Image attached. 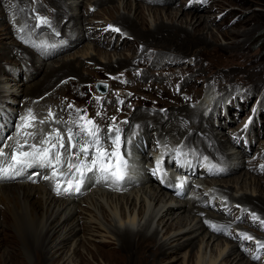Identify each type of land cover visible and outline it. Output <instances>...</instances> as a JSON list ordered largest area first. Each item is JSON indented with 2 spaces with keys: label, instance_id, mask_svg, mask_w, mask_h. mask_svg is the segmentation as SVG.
Masks as SVG:
<instances>
[{
  "label": "bare ground",
  "instance_id": "bare-ground-1",
  "mask_svg": "<svg viewBox=\"0 0 264 264\" xmlns=\"http://www.w3.org/2000/svg\"><path fill=\"white\" fill-rule=\"evenodd\" d=\"M172 1L174 0H91L87 11L82 12L80 5L83 4V0H70V2L68 0H0L2 18L7 19L6 13H8L2 6L10 4L13 6L12 10L17 9V21L14 17L13 20L18 30L16 31L14 29L16 26L10 24L9 31L4 33V39L11 38V33L15 32L13 39H19L27 44L26 47L20 41L18 44L4 43L5 48L0 53V76L7 73H14L13 75L16 76L17 73L12 72L9 67L11 63L34 74L43 72L42 77L30 85H26L20 77L15 79V84H8L0 79V101H10L12 96H21L22 100L18 102L21 104L20 109L30 108L36 117L35 127L29 129L36 135L34 139H29L28 143L39 145L45 134L58 129L65 134L67 149V128L71 127L74 132L77 131L70 116L73 107H68L71 105L69 98L76 96L78 92H84L83 94L86 95L85 89L90 86L94 78L107 77V73L114 77L121 75L124 84L115 85L121 93L116 95L111 91L108 92V89L105 90L106 97L112 98L110 100L112 103L123 101L120 114L112 110L107 112V108L102 111L105 118L113 116L116 119L114 124L119 127L121 137L119 152L128 165L126 167L129 173L133 174V176L123 174V179L119 180L121 183L112 178L116 183L110 184L101 176L98 178L97 175L89 172L83 178L89 184L81 185L79 192L73 190L71 193H64L65 186H61V194L57 195L54 190L57 183L54 182L55 180H62L64 181L62 183L67 185L68 180L75 178V174H70L67 166L69 153L64 151L65 163L60 169L64 174L63 178H53L51 168L33 165L36 171H32L31 175H37V172H41V178L44 174L51 175V183H45L48 187H42L33 180H20L30 178L26 177L27 169L15 179L0 180V247L3 245L13 247L21 243L27 254L35 256L36 264H69L67 261L69 258L76 259L78 264H100L99 258L104 264H158L163 256L180 251H183V254L180 252L182 255L173 259L177 262L178 257H181L182 261L179 264H253L247 260L248 258L245 259L244 251L238 249L242 246L240 243H234L232 237L238 231L235 229H239V234L249 231L258 238L259 242L264 243V232L251 227L262 226L261 222L264 221V164L258 166L252 163L253 161L246 163L244 157L236 158L232 152L226 151L230 147L231 140L238 142L236 135L233 139L229 134L228 137H222L218 132L230 123L229 120L223 122L218 119L212 122L209 118H205L203 106L200 105L202 102L194 108L187 106L190 101L201 98V94L198 90H192L193 84L185 82L186 77L196 76L202 72L208 81L217 79L223 81L226 78L223 77V73H219L222 77L215 75L218 71L221 72V66L218 65L220 62L217 65L211 63L219 47L207 51L217 43L216 34L212 29L215 21L212 20L211 15H204L201 11L212 10L213 5L205 4L208 0H194L199 4L195 3L193 7L190 6L191 8L188 6L183 8L176 3L172 4ZM71 3H76L75 15L70 13ZM90 5H93L92 8ZM30 8L40 11L38 18L47 22L42 23L40 19H35V16L32 18L28 12ZM103 15L107 16L105 20H101ZM63 18H67L66 23H63ZM95 32L101 33L100 36H104V32L110 38L120 39L121 43L132 39L139 53L137 56L133 52L125 53L120 49L122 44L118 47L115 44L103 46L101 42L92 39L91 36H94ZM223 33L225 38L231 37ZM83 40L88 42L79 45ZM195 44L199 47V53L195 55L194 66L186 71L166 67L167 62H174L172 57L177 56L182 60L189 53H194L192 51L196 48ZM231 44H234L232 47L236 49L242 47L237 42ZM210 45L213 46L207 49ZM221 49L228 50L227 47ZM141 51L144 52L140 53ZM37 53L41 54V61L35 59ZM151 53L154 54L153 60L148 61V54ZM161 58H165V61L159 66L160 71L171 73L170 77L164 79L156 78L154 76L156 73L152 75L150 71L154 64L161 63ZM137 70L142 73V78L151 74L153 84L142 86L134 83L131 74H136ZM257 70L250 75V78L260 76L253 84L254 88L260 87L263 82L262 73H259L261 70ZM183 74L185 77H182ZM63 80L64 82L59 84ZM171 83L180 85L178 92L175 91V87L173 89L167 87ZM56 85H58L57 89ZM15 86L17 88H14ZM53 89L54 91L51 92ZM41 93H48V96H45L46 99H42L43 102L39 104L38 98L35 97ZM70 93L73 96H70ZM152 95L158 96V100L151 98ZM100 96L99 99L103 95ZM52 97L58 98L59 106L55 105L51 110L54 116L61 117L60 120L55 117L48 120V111H43L47 117L39 116L42 107L48 103L47 99ZM105 106L106 103L103 108ZM155 109L160 111L155 112ZM25 115L20 116L17 125L12 126V129L10 121L15 120L16 115L0 106V133H6L11 129L9 131L11 136L9 134L10 137L5 144L8 147H4L9 160L16 140L20 139L21 143L24 142L23 137H17V127L21 123V117ZM121 118L128 120L125 121L126 123L121 122ZM41 120L46 123H38ZM103 125L102 128L99 124L102 146L104 150L111 152L113 145L108 137L114 136L115 133L109 134L107 127L113 124L107 126L104 122ZM152 127L157 132L156 136L153 133L150 136L148 132ZM138 130L142 131L136 136L135 132ZM132 135L135 136V140L131 143ZM77 138L76 143H83V140L80 142ZM150 139L152 140L150 146L155 152L164 153L165 150L169 151L173 147L189 148L193 157L194 155L202 157L203 167L202 163L199 164L190 156L182 158L178 156L173 162L170 158L167 162L168 157H164L165 166L170 164L174 171L186 176L178 179L181 182L178 188L184 187V184L185 187H188V184L192 186L193 183L196 190L200 189L198 193L206 196L207 203L213 201L222 204L234 200L237 204L227 207L228 211L241 218L246 213L249 216L254 215L256 217L253 219L254 222H250L249 225L238 224L230 217L226 218L219 213L204 210L205 208L201 206L204 202L203 197L182 199L175 195L177 194L175 190L168 193L169 184L163 177L164 173L158 178L155 174V177L152 176L154 170H150V166L156 164L152 162L150 153L144 150L143 144L144 140L148 142ZM179 139L180 142H175ZM0 140L2 141L1 137ZM155 140L164 145L157 147L153 142ZM132 151L142 152L143 155L136 160L139 165L136 162L128 163L134 159ZM237 151L239 154L243 153L242 150ZM142 159L145 161L149 159L151 164L149 166L140 164L144 163ZM88 160L90 162V156ZM72 162L77 161L73 159ZM138 167H144L148 171L146 177H134L140 170ZM90 183L99 184V190L89 192L82 197L88 192L86 189ZM232 188L238 193L237 195H232ZM102 189L123 191L117 195ZM128 190L129 193L126 192ZM43 194L46 196L45 200ZM65 195L69 197L64 198ZM97 197L102 199L105 197L104 199L109 201L110 208ZM46 204L47 206L44 207ZM40 211L45 212V220H37ZM102 222L107 225L105 229ZM23 224L30 227L31 234L25 233L23 230L25 227L22 229ZM230 225L235 229L229 236L222 230L221 234H218V230L212 228V226L217 229L225 226L229 228ZM102 237L106 240H102ZM71 239H75L72 245L69 244ZM245 241L247 240L243 239V243ZM252 242L256 243L253 240ZM108 252L113 253L111 254L113 257L106 254ZM5 254L9 264H23L16 249L9 250ZM88 256L92 261L88 260Z\"/></svg>",
  "mask_w": 264,
  "mask_h": 264
},
{
  "label": "rangeland",
  "instance_id": "rangeland-1",
  "mask_svg": "<svg viewBox=\"0 0 264 264\" xmlns=\"http://www.w3.org/2000/svg\"><path fill=\"white\" fill-rule=\"evenodd\" d=\"M90 1L91 0H89V1L83 0V4L80 5L81 6L80 9H82V12L87 11V7H88V4L90 3ZM68 2H70V0H68ZM175 3L178 4L179 6L183 7V8L187 7V6H188V8L190 6L193 7L195 3L199 4V3H197V1L195 2L194 0H174V1H172V4H175ZM207 3L209 4V6L212 4L214 8H212V10H209L206 12L201 11V13L204 15H211L212 16V20L215 21V24L212 25L213 26L212 29L215 32L214 34H216V39H217V43L215 44V46L212 47L213 45H210L207 49H209L211 47L212 48L207 50V51H210L212 49L215 50L216 47H217V49L219 47L220 52L218 51L217 55H214L215 57L212 58V61L210 59V61L214 65H217L220 62L218 65L221 66L220 67L221 72L218 71V74H215V75L218 77H222V75L219 73H223V77L226 79L223 81H221L220 79H217L216 81H212V80L208 81L205 79L206 78L205 74L202 72H201V74H199V75L197 74L196 76L194 75L192 77L191 76L186 77L185 82H187V83L192 82V84H193L192 90H194V91L198 90L200 92L199 94H201V98H199L198 100L190 101L187 104V106L190 108H194V107L199 106V104L202 102L200 105L203 106V109H204L203 113L205 115V118H209L210 121H212V122L217 121L218 119H220L223 122L225 120H229L230 123L225 125L222 128V130H218V132L220 133V135L222 137L223 136L228 137V134H229V135H231L229 137H232L233 139H235V138L238 139V142L231 140V142H229L230 147H228V149L226 151L232 152V154L236 158L244 157L246 159V163L253 161L252 163H254V164L256 163L258 166H261L264 164V151H262V150H264V0H208V1H206L205 4H207ZM75 5H76V3L70 4V9L72 11L70 13H72L73 15H75V13L77 11ZM92 6L93 5H90L91 8H92ZM2 8L4 10L8 11V13H6L7 19L2 18V14H0V42H1L0 43V53L3 52V50L5 48V44H7V43L17 42V44H18V42L20 41L23 46L27 47V44L24 43L23 41H21L19 39H17L18 40L17 41V40L13 39L15 36V32L11 33V38L9 37V38L4 39V37H5L4 33H6V31L7 32L9 31L8 27L10 24H13L14 26H16L14 29H16V31L18 30L17 24L15 22V21H17V17H16L17 9L12 10L11 8H13V6L10 4H8L6 6L4 5V6H2ZM29 10H28V12L31 14L32 18H34V16H35V19H38L40 11L38 12V11H35V9H31V8ZM78 10H79V8H78ZM68 13H69V11H68ZM13 14H15V15H13ZM100 14H102L101 11H100ZM103 16L104 17L101 18V20H105L104 18L107 17L106 15H103ZM13 17H14L15 21L13 20ZM41 17H43V16H41ZM100 17H102V16H100ZM96 19H93V20L97 21ZM148 19H149V21H151L150 17ZM66 21H67V18H63V23H66ZM223 32L227 33V35H229L231 37L225 38L223 36V34H224ZM244 32H245V34H244ZM18 34H20V31ZM100 34H97L95 32L94 36L92 35L91 37L93 40H97V41L101 42V44L103 46L115 44V46L118 47L120 44H122V47L120 49L123 50L125 53L133 52L134 55H136V56L139 53L138 47L136 46V44L134 43V41L132 39H129V40L127 39L126 41H124V43L123 42L121 43V40L118 38H114V39H113V37L110 38L108 35L106 36V34L104 32H103L104 36H100ZM85 41L86 40H83L82 43H80L79 45H81V44L83 45L86 42H88V41H86V42ZM234 42H237L239 44V46L242 45L241 49H239L238 47H237V49L232 47V45H234V44H231V43H234ZM43 46H47V45L43 44ZM221 47H227L228 50H222ZM198 51H199V47L196 45V48L192 51L194 53H189L188 56L186 58H183L182 60L180 58H178L177 56H174L171 58L174 62H171V63L167 62L166 67L169 66L172 69L173 68H179L183 71H186L188 68H191L192 66H194L193 65L195 62L194 58H195V55L196 56L198 55V53H199ZM207 51H205V52H207ZM142 52H144V51H141L140 53H142ZM224 54H226V55H224ZM153 57H154L153 53H151V55L148 54V61H149V59L153 60ZM35 59L41 61L42 60L41 54L37 53ZM164 61H165V58H161V60H160L161 63L160 64H154L150 70L152 75H154L156 73L154 75V76H156V78L158 77L160 79L161 78L164 79V78H168L171 76L170 72L166 73V71H164V73H162L160 71L159 66H161ZM12 62H14V61H12ZM9 67L11 68L12 72L17 73L16 76H14L15 75L14 73H7V74H4L3 76L2 75L0 76V79L3 81H6V83H8V84H15L16 83L15 79H17V77H20V78H22V80L24 82H26L25 83L26 85H30V84L37 82L42 77V73H43L42 71H40V72L35 71L36 73L34 74V72L26 71V69L23 67L17 68V66L13 63H11V65ZM257 69L261 70V71H259V73H262L261 76L263 77V82L260 85V87L254 88L253 84H255V82L260 78V76H256L255 78H250L251 77L250 75L256 73V71H258ZM106 71H105V73H106ZM137 72H138V74H137ZM119 74H121V73H119ZM151 74L147 75V77H145V78H142V73L137 70L136 74H133V73L131 74V78L134 80L133 81L134 83H139L142 86H144V85L151 86L153 84L152 83L153 77ZM183 75H182V77H185V75L184 76ZM99 81H102L106 84V89H104V91H102V92H99L94 87L95 83L99 82ZM63 82H64V80L60 81L59 84H62ZM112 84H114V86ZM118 84L119 85L124 84V80L121 79V75L114 77V76H111L109 73H107V77L102 76L101 78H94V80L91 82L90 86H88L85 89L86 95L83 94L84 92H78L76 94V96L69 98V103L74 108V109L72 108L73 111L70 114L71 120L75 121V120H77L76 118L79 115H85L88 118L95 121L96 125L98 124L97 125L98 127L100 124L102 128L104 126L103 125L104 122L107 124V126L110 124L116 123V119H115V121H113V119H112L113 116L105 118V115L103 116L102 110L107 108V112H110L112 110L113 112H118L120 114V111H121L120 108L121 109L123 108V105H122L123 101L122 100L121 101H115V103H116L115 104V103H112L110 101L112 98L106 97V95H105L106 94L105 90L107 91V89H108V92L111 91L112 94L115 93L117 95V94L121 93V90H119L115 86ZM57 86L58 85L55 86L56 89H57ZM167 87L171 88V89H173L175 87V91L178 92L180 85L178 86L175 83H171V84H168ZM14 88H17V87L15 86ZM52 91H54V89L51 90V92ZM111 92L109 95H111ZM69 95L73 96L72 93H70ZM100 95H103L104 97L102 96V98L99 99L98 96H100ZM36 96H38V97H35L36 99L38 98L37 99L38 101L35 100V98H34V101L35 102L37 101L38 103L40 102L39 104H41L43 102L42 99H46L45 96L47 97L48 93H45V94L41 93V94H37ZM77 97H79V98H77ZM209 97H211V99H212L210 105L208 104V98ZM151 98H156L158 100V96H156V95H152ZM12 100H14V101H12ZM20 100H22L21 96L20 97L12 96L10 101H7V100L0 101V106L2 108H4L5 111L12 112L14 115H16L17 120L13 119L10 121V128H12V129H13L12 126L17 125L16 122L18 121L20 116L22 114H26L28 112V110L30 109V108L20 109L21 104L18 103ZM87 100H88V102H87ZM57 101H58L57 97H52V98L47 99L48 103H46L47 105L45 104L46 107L45 106L42 107L41 114L39 116L40 117H42V116L47 117L46 113H43V111H48V112L51 111L53 113V111L51 109L53 107L55 108V105L59 106V103H57ZM98 101H100V102H98ZM104 103H106V106L103 108ZM107 105H108V107H107ZM208 105L211 106V109L209 112L206 111L209 108ZM76 108H78V109H76ZM91 109H93V111H91ZM16 110H17V112H16ZM76 110H81V111L78 113V112H76ZM158 111H160V109H155V112H158ZM73 112H75V114H73ZM98 113H99V115L100 114L101 115L99 116ZM54 117L57 118L58 120L61 119V117L59 115H57V116L55 115ZM101 119H103V120L101 121ZM127 120L128 119H122V118L120 119L121 122H125V121L127 122ZM108 128H109V126L107 127V129ZM10 130H7V132L3 133V134L0 133L1 134L0 137L2 138V141L0 140V146H3L7 143L6 141L11 136V134L9 132ZM139 131H142V130L136 131L135 132L136 136H138ZM148 132H150V136L152 135V133H153V135L156 136V133H157L153 127L149 128ZM9 134H10V136H9ZM234 136H235V138H234ZM77 139L78 140L80 139L79 140L80 142L82 141V139L80 137H78ZM134 140H135V136L130 138L131 143L134 142ZM181 141H182V139H181ZM151 142H152L151 139H150V141L148 140V142H145V140L143 141V144L145 146L144 150L146 151V153H150L152 162L154 164H156V165L152 166L154 169L150 166V170L151 169H152V171L155 170L154 173L152 172V176L153 177L156 176V178L163 176L161 173H164L163 177L166 178V180L169 184V190H167L168 193H171L173 190H175V191H177V194H175V195H177L178 197H181L182 199L202 198L203 197L202 199H204V202H203V204H201V206L203 208H205L204 210H208L209 212L211 211V212L219 213V214L225 216L226 218L230 217V218L234 219L233 221L238 223V224L241 223V224L249 225L250 222H252V223L254 222L253 216H249L248 213H246L241 218V216H236L234 213L231 214L228 211L227 207L231 206L232 204H237L234 200L233 201L229 200L226 203H222V204L214 203L213 201L208 200L209 202L207 203L206 196L201 194V193H198V190H200V189L196 190V188H194V186H193V183H192V186H191V184H188L187 185L188 187H185V184H184V187L178 188L179 184H181V182H179L178 179L181 177L186 178V176L183 175L184 176L183 177V176H181V174L174 171L173 166H171L170 164L165 166L164 157H166V156L168 157L167 162L169 161V158L173 162L178 156L180 158L190 156V157H192V159H194V160L196 159V161L199 162V164L202 163L203 164L202 167H203L204 163H203L202 157H199L197 155H194V157H193L190 154L191 152H190L189 148L179 149V148L173 147L169 151L165 150L164 153H161L159 151L155 152V149L150 146ZM153 142L157 147H162L164 145V144H159L160 142H158L156 140ZM175 142H180V139L175 140ZM130 148H132V147H130ZM237 150H242L243 153L239 154ZM166 152H168V153H166ZM135 153H138V155ZM119 154H120V156H122L120 152H119ZM181 154H183V155H181ZM142 155H143L142 152L139 153L137 151H132V157L134 158L132 160L134 162H132V160H131L128 163L134 164L136 162L139 165V162L136 160H139ZM154 155H156V156H154ZM142 161L144 163H140V164H146L148 166L151 164V161L149 159L146 161L144 159H142ZM157 161L160 162L159 169H157ZM126 166H128V165L126 164ZM138 170L139 171L136 173L137 177H136V175H134L135 178L146 177L148 171L145 170L144 167H138ZM32 171H36V167L32 166L29 169H27L26 177L27 176H28V178L30 177L29 179L26 178L27 179L26 180L25 178H21L20 180H23V181L33 180L34 183L41 185L42 187L43 186L48 187V184H45V183H48V182L51 183V181H52L51 175L48 174V176H47V174H44V177H43L44 179H43V178H41L42 175H41L40 170H37L40 173L37 172V175L34 174V176L31 175ZM91 173H92V175H97L98 178L101 176V173L98 171H94ZM124 174H125V172H124ZM154 174H155V176H154ZM35 176H36V179H35ZM45 177H47V179ZM175 177L177 178L176 180H175ZM50 179H51V181H50ZM58 181L61 184V186H65V187L68 186V185L62 183V182H64L62 180H55L54 182L56 183ZM104 181H108L110 184H112L114 182L116 183V181L112 180V178L105 179ZM15 183H19V181L18 182L15 181ZM83 184H85L87 186V184H89V183L85 182V180L83 179L81 182V185H83ZM87 190H88V192L85 195H82V197H85L86 195H88L89 192L92 193V192L98 191L99 190V184L90 183V185H88V188L86 189V191ZM102 190L108 191V192L113 193V194L115 193L117 195L121 194L123 191V190H116V189H102ZM234 190L235 189L232 188L231 193H232V195L235 196L238 193L235 192ZM194 191H196V192H194ZM126 192L129 193L130 191L128 190ZM68 197H69L68 195L64 196V198H68ZM74 198H78V197H74ZM74 198H71V200H73ZM97 198L103 200V202L107 205V207L110 208L108 205L109 201L107 202L106 199H104L105 197L103 199L101 197H97ZM43 199L44 200L46 199V196L44 194H43ZM208 199L213 200V198H208ZM89 202H90V200H89ZM46 206H47V204L44 207H46ZM45 218H46V215H45L44 211L38 212V216H37L38 221H40L41 219L45 220ZM102 224H104L103 228L105 229L107 225L105 224V222L104 223L102 222ZM26 225L27 224H25V225L23 224L22 229L25 227L23 229L25 231V233L31 234L30 227L28 225L27 226ZM251 227L256 229V230L261 229L262 232H264V226H258V225L253 226L252 225ZM212 228H213V226H212ZM0 229H1V225H0ZM221 229L227 236H229L231 233H233V229H235V227L233 225H230L229 228H228V226H225V227H222ZM235 230L236 231L238 230V231L232 237V241L236 244L240 243L242 248L239 247L238 249H239V251H241V250L244 251L245 259L248 258L247 260L250 261L251 263L253 262V264H264V249L257 247V242H259L258 238L253 236V234L251 232L246 231L244 233L247 235H250L253 238L252 240L255 241L256 243L252 242V240H247L243 243V239L240 238L239 229H235ZM101 233H102V235H104V232L102 230H101ZM244 233H242V234H244ZM218 234H221V231H218ZM227 236H225V237H227ZM0 238H1V234H0ZM101 239L106 240L105 237H102ZM74 240L75 239H71L69 244L72 245L74 243ZM108 248H110V247H108ZM15 249L19 252L20 259L23 262V264H36L37 260H36L35 256L32 254H27L21 243H18V245L13 246V247L12 246L7 247L5 245L1 246L0 247V259H1L0 264H9L8 257L6 256L5 253L8 252L9 250L12 251ZM107 249H106V251H107ZM180 252L183 254V251H180ZM180 252L174 253L171 255L163 256L159 260L158 264H173V262H174L173 259L179 255L180 256L182 255ZM106 254L113 257V255H111L113 253L108 252ZM207 255H208V253H207ZM254 257H258V259H254ZM207 258H208V256H207ZM88 260L92 261L89 256H88ZM67 261L69 262V264H78L77 260L74 258H69ZM181 261H182V258L178 257L177 262H174V264H179V262H181ZM98 263L104 264L101 262L100 258L98 259Z\"/></svg>",
  "mask_w": 264,
  "mask_h": 264
},
{
  "label": "snow or ice",
  "instance_id": "snow-or-ice-1",
  "mask_svg": "<svg viewBox=\"0 0 264 264\" xmlns=\"http://www.w3.org/2000/svg\"><path fill=\"white\" fill-rule=\"evenodd\" d=\"M38 19L42 23L47 22L42 18ZM113 30L119 31V29ZM68 107L72 108L73 106L69 105ZM76 111L79 113L81 110ZM52 119H54V114L49 111L48 120ZM112 119L115 121V117ZM36 123V117L30 109L25 116L21 117V123L17 127V137H23L24 142L21 143L20 139L16 140L15 146L12 147L10 160L8 154L4 151V147H8V145L0 146V180L15 179L33 165L51 168L53 178H63L64 174L60 172V169L65 163L64 151H68L69 153L67 157L69 173L75 174L74 179L67 181L68 186L63 188L64 193H71L73 190L79 192L81 182L89 172L98 171L104 179L113 178L116 181L123 179L126 161L119 154V144L121 142L120 129L115 124L108 128L109 134L115 133L114 136L109 135L108 137L111 139L113 145V151L109 152L103 149L100 128L96 125L95 121L85 115H79L78 119L72 122L77 131L74 132L71 127L67 128V149L65 148V134H62L58 129H53L52 132L45 134L39 145L28 143L29 139L35 138L36 134L29 129L34 128ZM38 123L45 124L46 121L41 120ZM77 137H80L83 143H76ZM89 156L91 157L90 162L88 160ZM73 159L77 162L73 163ZM159 164L160 162L157 161V169H159ZM54 190L57 195L61 194L59 181ZM253 219H256L254 215ZM261 224L264 226V221ZM213 228L218 231L222 230L217 229L215 226ZM240 238L246 240L253 239L247 234H240ZM257 247L264 248V243L257 242ZM254 259H258V257H254Z\"/></svg>",
  "mask_w": 264,
  "mask_h": 264
},
{
  "label": "water",
  "instance_id": "water-1",
  "mask_svg": "<svg viewBox=\"0 0 264 264\" xmlns=\"http://www.w3.org/2000/svg\"><path fill=\"white\" fill-rule=\"evenodd\" d=\"M94 87L99 91L102 92L105 89V83L102 81L96 82Z\"/></svg>",
  "mask_w": 264,
  "mask_h": 264
}]
</instances>
